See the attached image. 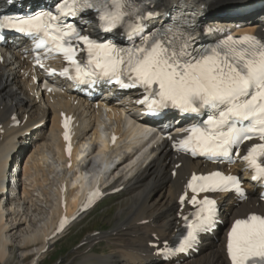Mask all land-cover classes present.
<instances>
[{
    "label": "snow or ice",
    "instance_id": "obj_1",
    "mask_svg": "<svg viewBox=\"0 0 264 264\" xmlns=\"http://www.w3.org/2000/svg\"><path fill=\"white\" fill-rule=\"evenodd\" d=\"M165 6L169 10L180 8L181 2L62 0L55 12L4 16L0 18V31L15 30L37 38V49L46 48L48 54L62 56L69 65L60 75L78 83L94 84L98 79H107L121 87L143 88L148 96L141 103L148 102L153 110L171 107L185 114L207 112L203 126L189 128L178 149L210 158L230 157L233 148L239 155L242 144L256 140L242 158L254 172L252 179L264 181V41L254 36L229 35L211 47H196L200 35L219 29L198 31L193 20L182 14L169 16L170 23L145 34L146 21L158 19L159 9ZM88 11L95 13L104 31L121 29L131 46L120 47L111 40L99 42L83 34L78 24L65 22L68 17L83 19L81 14ZM81 51L86 53L83 61L77 59ZM37 63L43 67L39 59ZM68 127L66 119L65 140L70 139ZM187 188L197 195L231 190L242 194L236 177L218 171L193 174ZM100 195L99 189L92 192L88 205ZM183 200L182 197V203ZM191 202L198 210L194 213L195 220L188 222V217L183 218L187 235L178 248L165 245L157 254L184 252L196 241L197 233L214 226L215 201L197 200L194 195ZM67 222L62 221L60 228ZM226 247L231 264H264V216L250 214L235 220Z\"/></svg>",
    "mask_w": 264,
    "mask_h": 264
},
{
    "label": "bare ground",
    "instance_id": "obj_2",
    "mask_svg": "<svg viewBox=\"0 0 264 264\" xmlns=\"http://www.w3.org/2000/svg\"><path fill=\"white\" fill-rule=\"evenodd\" d=\"M243 1L214 0L212 9L220 13V10ZM216 14L208 17L210 25L218 24L220 19ZM233 23L242 24L236 34L246 32L264 36V11L233 19ZM12 55L10 63L3 55L0 57V152L3 154L0 157V264L9 260L12 245L19 248V264H39L60 239L58 236L56 241L50 236L58 211L54 200L61 187L64 186L65 211L70 212V207L73 210L76 207L75 200L81 189L89 182V173L66 178L75 173L73 170L77 165L71 156L63 154L62 115L69 120L72 143L81 142L76 149L72 147L78 155L101 138V128L112 134L113 143H110L109 134V140L95 153L104 154L108 159L106 171L102 172H108L115 163L110 170L113 183L108 190L121 187L127 198L126 210L122 209L118 214V225L110 233L90 235L86 241L91 245L105 240L112 245L110 252L96 258L88 255L79 264H227L223 234L226 225L249 213L264 214V205L250 196L252 190L248 186L249 197L243 202L235 196L217 198L222 223L197 256L164 262L156 250L175 235L181 224L180 218L185 214L184 210L179 211L177 199L185 192L192 173H207L214 167L172 152L168 142L144 153L131 164L133 145L122 148L129 152L127 155L117 149L126 140L122 135V119L127 109L113 106L111 114L103 117L90 104L75 105L74 100L53 98L34 81L27 59L17 52ZM36 77L39 76L36 74ZM15 118L20 124L11 129ZM22 143L26 145L18 147L8 159L15 144ZM20 159L24 162L22 171ZM67 163L69 170L58 171L57 168L64 169ZM88 166H92L91 158ZM155 245L158 247L154 248ZM27 259L28 263L25 262Z\"/></svg>",
    "mask_w": 264,
    "mask_h": 264
},
{
    "label": "rangeland",
    "instance_id": "obj_3",
    "mask_svg": "<svg viewBox=\"0 0 264 264\" xmlns=\"http://www.w3.org/2000/svg\"><path fill=\"white\" fill-rule=\"evenodd\" d=\"M124 196L123 194L110 197L99 204L92 213L56 242L39 264H79L88 255L96 258L97 256L108 254L112 247L108 242L105 243L102 240L91 246L86 244V241L95 232L107 234V232L110 233L118 225L119 212L127 208L125 203L127 198ZM18 250L19 248L16 245L11 246L10 258L5 264H19L21 254ZM29 259L25 262L28 263ZM94 260L97 262V259Z\"/></svg>",
    "mask_w": 264,
    "mask_h": 264
},
{
    "label": "water",
    "instance_id": "obj_4",
    "mask_svg": "<svg viewBox=\"0 0 264 264\" xmlns=\"http://www.w3.org/2000/svg\"><path fill=\"white\" fill-rule=\"evenodd\" d=\"M227 9H233V8H225V9H222V11L227 10Z\"/></svg>",
    "mask_w": 264,
    "mask_h": 264
}]
</instances>
